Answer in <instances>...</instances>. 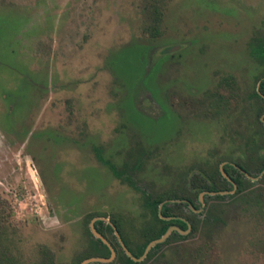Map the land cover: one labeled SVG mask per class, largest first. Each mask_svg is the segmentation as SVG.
Returning a JSON list of instances; mask_svg holds the SVG:
<instances>
[{"label": "rangeland", "instance_id": "obj_1", "mask_svg": "<svg viewBox=\"0 0 264 264\" xmlns=\"http://www.w3.org/2000/svg\"><path fill=\"white\" fill-rule=\"evenodd\" d=\"M256 46L264 0H0V263L78 264L92 219L135 232L139 192L113 167L150 194L222 168ZM218 202L217 222L142 264H264V196Z\"/></svg>", "mask_w": 264, "mask_h": 264}, {"label": "trees", "instance_id": "obj_2", "mask_svg": "<svg viewBox=\"0 0 264 264\" xmlns=\"http://www.w3.org/2000/svg\"><path fill=\"white\" fill-rule=\"evenodd\" d=\"M256 50L257 56L263 61L264 51L260 46H256ZM254 82L257 83L256 89H253L249 94V98L252 100L250 122H239L237 128L233 126V141H236L233 157L222 156L218 159V161H226L222 170L229 180L222 176L214 163L205 172L201 170L196 173H186L187 187L183 191L169 190L160 194H150L135 187L128 174L113 167L117 177L125 180L139 192L142 223L133 232L130 231L131 225L125 224L121 217H111L104 226L102 219H96L93 222L95 230L103 237L109 233L113 241L105 238L110 241L115 251V256L111 261L100 264H142L143 262V260L134 261L125 254L115 240L114 229L117 231L123 246L132 256L138 258L142 255L146 244L162 235L168 226L175 225L180 230H186L189 226L185 234L173 230L162 242L153 245L144 256L148 258L153 249L168 242L174 236L189 237L217 222L219 219L217 213L220 212L222 206L218 201L222 200L224 196H229L231 199L264 196V188L254 189L258 183L255 178L261 173L260 179L264 182V119L261 117L264 113V100L262 98L264 96V71L255 76ZM138 165L139 161L136 160L131 167L136 168ZM251 171L255 173L251 174ZM232 185L235 188L232 193H228L232 190ZM200 192H203L204 202V217L202 219L197 218L198 213L196 212L200 206L198 198ZM158 206H160V215L167 218H161L158 215ZM182 206L186 207V214L179 212ZM87 232L90 235L87 245L89 253L85 254L84 258L108 257V247L99 238L94 237L89 230ZM94 264H99V262Z\"/></svg>", "mask_w": 264, "mask_h": 264}, {"label": "water", "instance_id": "obj_3", "mask_svg": "<svg viewBox=\"0 0 264 264\" xmlns=\"http://www.w3.org/2000/svg\"><path fill=\"white\" fill-rule=\"evenodd\" d=\"M262 98H263V100H264V96H263ZM219 170H220L222 176H224V177H226V178L228 179V177L226 176V174L223 172L221 166H219ZM228 180H229V179H228ZM232 186H233V187H232V190H231L230 192H232V191L234 190V188H235L234 185H232ZM210 193H211V192H210ZM202 194H203V192H200V193H199V196H198V197H199V200H201L200 198H201V195H202ZM201 206H202V204H201ZM159 210H160V206H158V208H157L158 215H159L161 218H167V217H164V216L160 215ZM93 221H94V219H92L91 222L89 223V230H90L91 234H92L94 237L99 238L103 243L108 244V243L105 241V239L101 236V234L98 233V232L94 229V227H93V225H92ZM188 229H189V226H187V229H186V230H183V231H181V232H183V233L185 234V233L188 231ZM173 230H179V229H178L175 225H170V226H168V227L166 228V230L164 231V233H163L162 235H160L158 238H155V239H152L151 241H149V242L146 244V246H145V248H144V250H143L142 255L139 256L138 258H135L134 256H132L131 253H130V252H129V251L123 246V244H122V242H121V240H120V238H119V236H118V234H117L116 231H115V234H116L117 239H118V242H119L120 246L122 247V249L124 250L125 254H126L127 256H129L132 260H134V261H139V260H141V259L145 256V254L147 253V251H148L153 245H155L156 243H160V242H162V241L168 236V234H169L171 231H173ZM109 250H110V256H109L108 258H101V257H88V258H84V259L80 260V262H79L78 264H87V263H89V262H103V261H109V260L113 257V250H112V248H111L110 246H109Z\"/></svg>", "mask_w": 264, "mask_h": 264}, {"label": "flooded vegetation", "instance_id": "obj_4", "mask_svg": "<svg viewBox=\"0 0 264 264\" xmlns=\"http://www.w3.org/2000/svg\"><path fill=\"white\" fill-rule=\"evenodd\" d=\"M203 195V194H202ZM199 198V197H198ZM200 201V206H201V204H202V202H201V200H199ZM97 219H99V218H97ZM96 220V219H95ZM109 221H107L106 223H108ZM177 227V226H176ZM178 228V227H177ZM179 229V228H178ZM115 229L113 230V235L115 236V240L118 242V239H117V236H116V234H115ZM178 232H181V231H183V230H177ZM117 232V231H116ZM99 233V232H98ZM181 233H183V232H181ZM118 234V233H117ZM102 236V235H101ZM119 236V235H118ZM103 237V236H102ZM104 239H105V241L108 243V244H106V243H104L107 247H108V249H109V246L112 248V250H113V257L109 260V261H111L113 258H114V256H115V251H114V249H113V247L111 246V244H110V241L109 240H107L105 237H103ZM120 238V237H119ZM118 244H119V242H118ZM120 245V244H119ZM122 248V247H121ZM123 250V249H122ZM124 251V250H123ZM109 256H110V250H109ZM108 256V257H109ZM108 257H105V258H108ZM101 258H104V257H101ZM84 259V258H83ZM109 261H103V263L104 262H109Z\"/></svg>", "mask_w": 264, "mask_h": 264}]
</instances>
